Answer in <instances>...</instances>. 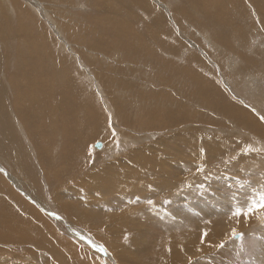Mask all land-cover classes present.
Here are the masks:
<instances>
[{
    "label": "rangeland",
    "instance_id": "obj_1",
    "mask_svg": "<svg viewBox=\"0 0 264 264\" xmlns=\"http://www.w3.org/2000/svg\"><path fill=\"white\" fill-rule=\"evenodd\" d=\"M147 1L161 12L138 7L132 0L127 2L133 10L130 15L115 11L117 8H112L111 12L102 5V0H44V9L21 0L20 11L13 4L11 13L3 10L5 15L0 14L7 17H0V20L12 27L7 26L11 41L0 43V46L3 44L0 50V106L1 103L6 106L5 110L0 107V179L6 188V191L0 189V205L10 204L17 218L34 217L46 222L52 230L50 237L43 229L47 236L40 235L41 239L29 241L31 245L0 244V255L10 263L171 264L175 260L174 264H263L259 257L261 247H257V243H264V222H259L260 226L256 224V227L247 222L246 230L238 228L219 242L208 224L213 226L216 222L246 215L250 205H260L264 200L260 187V184L264 186L260 174L264 173V165L257 169L261 176L259 180L241 179V173L250 172L257 162L244 161V157L264 158V139L261 138L264 134V24L248 0L241 1V8L248 7L255 31L243 37L232 34L233 21L239 19L235 14H226L229 25L225 23V26L228 25L229 30L225 31L219 21L215 22L217 25L208 26L213 22L210 19L190 17L191 13L202 9L195 0L192 3L197 8L189 7V0ZM127 4L116 5L119 10ZM158 4H163L166 9ZM205 13L200 10V15L206 16ZM185 14L189 17L180 18ZM115 15L120 24L122 21V26H113ZM157 15L166 18H163L166 27L161 19L153 21ZM13 20L17 25L12 23ZM12 24L17 29H13ZM18 29H23L25 34L19 35ZM145 29L157 36L151 33L154 38H146ZM115 32L119 35H114ZM27 33L33 37L38 34L35 44L27 42L35 41ZM135 36L141 43L136 42ZM212 44H216V51ZM24 47H31V50H24ZM171 48H180L181 54L174 56ZM17 53L23 54L21 57L29 53L31 60L29 55L22 60ZM11 54L20 59L10 58ZM190 56L194 57L191 62ZM42 64H45V70ZM187 67L192 68V75H188ZM204 79L215 86V91L224 97L223 102L212 96L202 83ZM16 101H23V104L17 105ZM229 105H232V112H229ZM237 109L247 111L255 123L242 122ZM25 110L29 114L24 113ZM163 112L166 113L164 116ZM169 114L171 116L167 117ZM10 121L12 125L8 126ZM169 125L174 127L167 128ZM98 127L101 129L96 135L92 130ZM43 133L45 142L40 149L47 145L53 154L43 164H47L45 171L34 152V146L44 141ZM52 135L53 141L49 139ZM207 138L227 147L210 158L206 149L197 148ZM98 142L102 143L100 150L94 148ZM167 146L182 149L170 155L161 153L164 163L171 166L172 171L157 168V173H151L140 169L135 161L122 157L128 152L147 154L152 149L170 152ZM208 147L212 148L210 144ZM194 159H200L201 163ZM233 164L237 166L233 170L225 168ZM212 168L214 172L207 173ZM126 169L143 170L149 173L147 177L165 176L178 190L181 203L174 202L176 197H149L146 190L140 192L137 188L136 191L135 187L129 199H120V193L114 196L113 187L120 188L128 183L124 175ZM223 175L240 182L236 187H244L245 196L236 187L232 188L231 182L222 180ZM150 184L140 185L148 190ZM250 194L252 203L242 207ZM55 197L75 206L80 215L64 214L57 207ZM195 205H213L215 214L207 218L194 208ZM183 208H187V212L183 213ZM234 232L240 234L235 239ZM191 246L193 249H188Z\"/></svg>",
    "mask_w": 264,
    "mask_h": 264
},
{
    "label": "bare ground",
    "instance_id": "obj_2",
    "mask_svg": "<svg viewBox=\"0 0 264 264\" xmlns=\"http://www.w3.org/2000/svg\"><path fill=\"white\" fill-rule=\"evenodd\" d=\"M26 1H28V2H30L32 5H34V6H36V7H40L41 9H44V7H43V1L44 0H41V1H39V0H26ZM106 0H102V5L103 6H106V8H109V9H111L110 11L112 12V8H117L115 11H118V12H125V13H127L128 15H130V14H132L133 13V10H131L130 8H129V5L127 4V2H129L130 3V1L131 0H122V1H120L119 3L118 2H116V1H114V0H110V1H108L109 3H106L105 2ZM132 1H134V3H135V5H137L138 7H142V8H146L147 10H152L153 11V9H154V11L155 12H157L158 14L161 12V10L158 8V10H157V7H154L153 6V8H152V6L150 5V3L147 1V0H132ZM154 1V0H153ZM161 1V0H160ZM176 1V0H175ZM187 1V0H186ZM197 3L199 2L200 3V6H201V8L202 9H199V10H197V11H195V12H193V13H191L190 14V17H192V18H194V17H197V18H201V19H205V18H208V19H210L211 21H213V22H210L209 24H208V26L209 25H214V23L215 22H218V23H221V27H223V29L226 31L227 29H228V21H227V18H228V14H235L236 16H238L237 18H239V19H237V20H234L233 21V25H235V27L233 28V30H232V34L235 36V37H243L245 34H250L251 32H254L255 31V29H254V24L252 23V21H251V18H250V11L248 10V7H247V5H246V7H247V9H245V8H241V7H243V6H241L242 5V3H241V1L242 0H199V1H197V0H195ZM100 2V1H99ZM98 2V3H99ZM188 2H190L191 4L189 5V7H196L197 8V6L196 5H194L192 2H194L193 0H189ZM195 2V3H196ZM243 2H245V1H243ZM1 3H2V9H1V11H0V14L2 15L3 14V16L5 15L4 14V12H3V10L4 11H7L8 10V12L10 11V13H11V10L13 9V8H10V6L12 7V5L14 4L15 6H16V8L19 10L20 9V4L22 3L21 2V0L19 1V0H1ZM161 3V2H160ZM181 3V2H180ZM179 3V4H180ZM246 3V2H245ZM251 7H252V9L255 11V13H256V15L260 18V22H263V24H264V0H248V2H247ZM58 4V3H57ZM100 4V3H99ZM119 5V6H123V5H125V4H127L126 6H124L123 8H121V9H119L118 10V7L119 6H117V5ZM158 5H160V4H158ZM163 5V4H162ZM162 5H160V8H162V9H166L164 6H162ZM193 5V6H192ZM33 6V7H34ZM35 7V8H36ZM97 7V6H96ZM39 9V8H38ZM40 9V10H41ZM105 9V8H104ZM127 10V11H124V10ZM15 10V9H14ZM21 10V9H20ZM19 10V11H20ZM138 10V9H137ZM200 10H202L204 13H205V15L206 16H202V15H200ZM18 11V12H19ZM104 12H107V11H105V10H103ZM254 11L252 12V15H253V13H254ZM21 12H23V11H21ZM100 12H102V11H100ZM104 12H103V14H104ZM12 13H14V12H12ZM16 13V12H15ZM14 13V14H15ZM109 13V12H108ZM143 14H145L144 12H142ZM23 14V13H22ZM21 14V15H22ZM106 14V13H105ZM104 14V15H105ZM118 14V13H117ZM156 14V13H155ZM175 14V13H174ZM226 14L228 15L227 17H226ZM13 15V14H12ZM21 15H19V17H21ZM103 15V16H104ZM111 15H112V13H111ZM148 15V14H147ZM152 15V14H151ZM179 15H181V14H179ZM199 15V16H198ZM234 15V16H235ZM14 16V15H13ZM42 16V15H41ZM102 16V17H103ZM116 16L117 15H115V17H112L114 20H116L115 21V25H113V26H115V27H120V25L122 24V21H121V24H120V22H119V19H117L116 18ZM232 17H233V15H231ZM1 17V19H3V18H6L7 19V17H2V16H0ZM15 17H16V15H15ZM111 17V16H110ZM129 17V16H128ZM131 17V16H130ZM168 17V16H167ZM189 16H188V14H185V15H182L180 18H183V19H185V18H188ZM255 17V16H254ZM17 18V17H16ZM104 18V17H103ZM135 18H136V15H135ZM138 18V17H137ZM149 18V17H148ZM153 18H155V19H153V21L154 22H158L159 21V19H161L162 21H163V24H164V26L166 27V24H165V21L164 20H166V18L164 17V16H161V15H157V16H154ZM163 18H164V20H163ZM230 18V17H229ZM234 18V17H233ZM10 19V18H9ZM15 19V18H14ZM20 19V18H19ZM31 19V18H30ZM110 19V18H109ZM129 19V18H128ZM127 19V20H128ZM17 20V19H16ZM29 20V19H28ZM32 20V19H31ZM30 20V21H31ZM38 20V19H37ZM2 23H0V43H2V42H8L9 41V39L11 38L10 37V31H9V29H8V27L10 26V28H12L11 27V25H7L3 20H0ZM11 21V20H10ZM130 21H133V20H131L130 19ZM18 22V21H17ZM126 21H124V23H125ZM129 22V21H128ZM232 22V21H231ZM230 22V23H231ZM9 23V22H8ZM11 23V22H10ZM12 23H16V22H14V20H13V22ZM19 23V22H18ZM24 23V22H23ZM104 23H106V22H104ZM104 23H102V25L104 24ZM113 23V22H112ZM132 23V22H131ZM131 23H130V25H131ZM217 23V24H218ZM225 23H227L228 25L227 26H225L226 24ZM251 23L253 24V26L251 25ZM30 24H31V22H30ZM127 24H129V23H127ZM216 24V23H215ZM216 24V25H217ZM16 25H17V23H16ZM16 25H14V24H12V26H16ZM32 25V24H31ZM107 25H108V22H107ZM133 25V24H132ZM220 25V24H219ZM231 25H232V23H231ZM260 25V24H259ZM8 26V27H7ZM109 26V25H108ZM113 26H111V27H113ZM122 26V25H121ZM264 26V25H263ZM32 27V26H31ZM38 27V26H37ZM103 27H106V26H104L103 25ZM147 27H148V25H147ZM231 27H233V26H231ZM110 28V27H109ZM126 28V27H125ZM129 28V27H128ZM218 28H220V26L218 27ZM226 28V29H225ZM13 29H17V27H15V28H13ZM32 29V28H31ZM43 29V28H42ZM104 29V28H103ZM108 29V28H107ZM123 30H124V28H122ZM127 29V28H126ZM130 29V28H129ZM55 30H56V28H55ZM54 30V31H55ZM105 30V29H104ZM111 30V32H114V31H112L113 29H110ZM116 30V29H115ZM121 30V29H120ZM146 30V34L145 35H147L146 36V38H151V39H153L154 37H152V36H150V34L152 33V34H154V35H156L154 32H148L147 31V29H145ZM229 30V29H228ZM132 30H130V32H131ZM107 32V31H106ZM108 32H109V30H108ZM107 32V33H108ZM123 32V31H122ZM129 32V31H128ZM228 32V31H227ZM231 32V31H230ZM17 33L19 34V35H24L25 34V31L23 30V29H18L17 30ZM121 33V32H120ZM134 33V32H133ZM133 33L131 32V34L133 35ZM238 33H239V35H238ZM16 34V33H15ZM28 34V36L29 37H32V39L31 40H35V39H38V34L36 35V37H33V35L31 34V33H27ZM119 35L117 32H115V34L114 35ZM137 34V33H136ZM135 34V35H136ZM170 34V33H169ZM242 36H241V35ZM17 35V34H16ZM123 35V34H122ZM13 36V35H12ZM15 36V35H14ZM121 36V35H120ZM119 36V37H120ZM126 36V34L124 35V37ZM138 36V35H137ZM157 36V35H156ZM169 35H167V37H168ZM61 37V36H60ZM123 37V36H122ZM123 37V38H124ZM163 37H164V35H163ZM163 37H161V38H163ZM166 37V38H167ZM4 38V40H2ZM42 37H40V39H41ZM45 38V37H44ZM115 38V37H114ZM157 38V37H156ZM26 39V38H25ZM28 40H29V38H27ZM43 39V38H42ZM61 39H62V37H61ZM117 39V38H116ZM134 39H137V43L139 42V43H141L140 41H138V40H140V39H138V38H136V36L134 37ZM142 39L143 38H141V41H142ZM159 39V38H158ZM15 40V39H14ZM52 40V39H51ZM102 40V39H101ZM100 40V41H101ZM147 40H149V39H147ZM11 41V40H10ZM9 41V42H10ZM24 41V40H23ZM62 41H63V39H62ZM163 41V40H162ZM19 42V41H18ZM17 42V43H18ZM28 43H34L35 44V42H37L36 40L34 41V42H30V40L29 41H27ZM65 42V41H64ZM102 42V41H101ZM110 42V41H109ZM116 42V41H115ZM150 43H151V40L149 41ZM152 42H154V41H152ZM157 42H158V40H157ZM165 42V41H164ZM17 43H15V44H17ZM26 43V41L23 43V45ZM49 43V42H48ZM57 43V42H56ZM66 43V42H65ZM145 43V42H144ZM8 44V43H7ZM34 44H32V45H34ZM58 44V43H57ZM110 44H112L111 42H110ZM9 45H11V44H9ZM28 46H29V44H27ZM31 45V46H32ZM41 45H42V43L40 44V48H41ZM49 46H50V44H48ZM113 45V44H112ZM120 45V44H119ZM140 45V44H139ZM179 45L180 46H182V44L181 43H179ZM214 45V50L216 51L218 48L216 47V44H212V46ZM1 46H3V44L1 45ZM0 46V50H2V48L3 47H1ZM20 46V45H19ZM56 46V45H55ZM18 47V46H17ZM21 47L22 46H20V50H23V49H21ZM37 47V46H36ZM43 47V46H42ZM46 47V46H45ZM44 47V48H45ZM154 47V46H153ZM208 47V46H207ZM15 48V47H14ZM23 48V47H22ZM28 48V47H27ZM27 48H25L24 47V50L25 49H27ZM11 49V48H10ZM28 49H30L31 50V47H29ZM27 49V50H28ZM32 49H33V47H32ZM46 49H48L47 47H46ZM113 49V48H112ZM183 49V48H182ZM18 50V49H17ZM34 50L35 49H33L32 50V52H34ZM37 50V49H36ZM57 50V49H56ZM171 52H172V54H174V56H175V54H181L179 51H181V49L180 48H178V49H175V48H171V49H169ZM29 51V50H28ZM38 51L40 52V51H42V52H44L42 49L41 50H39L38 49ZM49 51V50H48ZM1 52V51H0ZM12 52H14L13 51V46H12ZM16 52V51H15ZM22 53H23V51H21ZM25 53L24 54H26V51H24ZM173 52H178V53H173ZM45 53H47L46 51L44 52V54ZM50 53V52H49ZM49 53H48V55H49ZM3 54V53H2ZM13 54V53H12ZM12 54H11V56H10V58H12V57H14L15 59L17 58V57H15V56H12ZM15 54V53H14ZM18 54V56L20 55V53H17ZM28 55H29V58H30V54L29 53H27ZM38 54H40V53H38ZM56 54V53H55ZM170 54V53H169ZM16 55V54H15ZM21 55H23V54H21ZM21 55H20V57H21ZM28 55H24L23 57L25 58L26 56H28ZM36 55V54H35ZM34 55V56H35ZM42 55H43V53H42ZM3 56V55H2ZM31 56H33V55H31ZM36 56H38V55H36ZM44 56V55H43ZM46 56V55H45ZM44 56V57H45ZM53 56V55H52ZM170 56H171V54H170ZM218 56V55H217ZM1 57V56H0ZM23 57H21L22 58V60H23ZM47 57V56H46ZM3 58V57H2ZM5 58V57H4ZM34 58H36V57H34ZM34 58L32 59V61H33V64H35L34 63ZM38 58V57H37ZM36 58V59H37ZM51 58H53V57H51ZM18 59V58H17ZM16 59V60H17ZM20 59V58H19ZM18 59V60H19ZM44 59V58H43ZM54 59V58H53ZM112 59V58H111ZM115 59V58H114ZM189 59H190V62L191 61H193L194 60V57L193 56H190L189 57ZM215 59V58H214ZM263 59V58H262ZM22 60H20V61H22ZM29 60H31V58L29 59ZM41 60V59H40ZM78 60V59H77ZM216 60V59H215ZM229 60V59H228ZM1 62H2V59L0 60ZM10 61V60H9ZM32 61H30L31 63L30 64H32ZM58 61V60H57ZM72 61V60H71ZM4 62V61H3ZM18 62V61H17ZM16 62V63H17ZM121 62H123V61H121ZM221 62H223V61H221ZM14 63V62H13ZM16 63H15V65H16ZM23 64L24 62H20L19 64ZM44 63H46V62H44ZM124 63V62H123ZM230 63L233 65V63L230 61ZM48 64V63H47ZM57 64V63H56ZM128 64H130V62L128 63ZM132 64V63H131ZM228 64V63H227ZM10 65V64H9ZM18 65V64H17ZM24 65V64H23ZM43 66V68H44V70H45V67H44V65L45 64H42ZM50 65V64H49ZM55 65V64H54ZM126 65V64H125ZM229 66H230V64H228ZM13 66V65H12ZM21 66V65H20ZM28 66V65H27ZM27 66H25L26 68H28ZM30 66V65H29ZM37 66V65H36ZM41 66V65H40ZM51 66V65H50ZM228 66V67H229ZM234 66H236V64L234 65ZM23 67V69H24V66H22ZM21 67V68H22ZM34 67V66H33ZM32 68V67H31ZM40 68V67H39ZM1 69V68H0ZM33 69V68H32ZM39 70V69H38ZM52 70V69H51ZM37 71V70H36ZM186 71L188 72V75H192V68H190V67H187V69H186ZM223 71V70H222ZM41 72V71H40ZM62 72V71H61ZM108 72V71H107ZM43 73H44V71H43ZM42 74V73H41ZM175 74V73H174ZM232 74V73H231ZM26 76H27V74H26ZM42 76V75H41ZM65 76H66V73H65ZM25 77V76H24ZM26 79V78H25ZM22 80H24V79H22ZM38 80V79H37ZM90 80V79H89ZM251 80V79H250ZM255 79H253L252 81H254ZM2 81V80H1ZM21 81V80H20ZM34 81L36 82V80L34 79ZM70 81V80H69ZM261 81V80H260ZM16 82V81H15ZM14 82V84H16ZM73 82V81H72ZM247 82H249V81H247ZM4 83H6V82H4ZM20 83V82H19ZM18 83V84H19ZM39 83V82H38ZM42 83V81L40 82V84ZM202 83H203V85L210 91V93L212 94V96L214 97V98H216L218 101H220V103L221 102H223V101H221V100H224V97L221 95V94H219L218 92H216L215 91V86L210 82V81H208V80H202ZM225 83V82H224ZM232 83V82H231ZM246 83V82H245ZM244 83V84H245ZM7 84H9V83H7ZM23 84V83H22ZM64 84V83H63ZM67 83H65L64 85H66ZM70 85H71V83H69ZM243 84V83H242ZM262 84V83H261ZM20 85V84H19ZM68 85V84H67ZM66 85V86H67ZM70 85H68V86H70ZM250 85V84H249ZM257 85V84H256ZM21 86V85H20ZM241 86H243V85H241ZM245 86H246V84H245ZM247 86H248V84H247ZM254 86V85H253ZM261 86V85H260ZM39 87V86H38ZM42 87V86H41ZM73 87H74V85H73ZM37 87H35V89H36ZM231 88V87H230ZM246 88V87H245ZM253 88V87H252ZM68 89V88H67ZM256 89V87H254V90ZM38 90V89H37ZM45 90V89H44ZM74 90H75V88H74ZM77 90H79V89H77ZM234 90V89H233ZM243 91V90H242ZM250 91V90H249ZM253 91V90H252ZM68 92V91H67ZM16 93V92H15ZM70 93H71V91H70ZM77 94H78V91L76 92ZM254 93V92H253ZM20 94H23V93H20ZM45 94V93H44ZM57 94V93H56ZM55 94V95H56ZM73 94H75V93H73ZM76 94V95H77ZM83 94V93H82ZM82 94H80V95H82ZM236 94H238V93H236ZM251 94H252V92H251ZM250 94V95H251ZM24 95V94H23ZM79 95V96H80ZM253 95V94H252ZM251 95V96H252ZM59 96V95H58ZM58 96H57V98H58ZM63 96H64V94H63ZM83 96V95H82ZM12 97V96H11ZM16 97V96H15ZM26 97V96H25ZM253 97H255V95H253ZM257 97V96H256ZM27 98V97H26ZM35 98V97H34ZM59 98H60V96H59ZM81 98V97H80ZM83 98V97H82ZM81 98V99H82ZM12 99V98H11ZM17 100L18 99H20V98H16ZM15 99V100H16ZM36 99V98H35ZM61 99V98H60ZM258 99V98H257ZM260 99H261V96H260ZM57 100H59V99H57ZM77 100V99H76ZM61 101V100H60ZM257 101V100H256ZM5 102V101H4ZM17 102V101H16ZM16 102H13L14 104L16 103ZM23 102V101H22ZM21 101H19V103L21 104L22 103ZM107 102V101H106ZM162 102V101H161ZM18 102L16 103L17 105L19 104ZM81 103V102H80ZM15 104V105H16ZM19 104V105H20ZM23 104V103H22ZM90 104V103H89ZM161 104V103H160ZM6 105V104H5ZM28 105V104H27ZM37 105V104H36ZM36 105H35V107H36ZM84 105V104H83ZM187 105V104H186ZM22 106V105H21ZM0 107H2V108H4V110H5V108H6V106H2V103H1V106ZM25 107V106H24ZM26 107H28V106H26ZM12 108H13V106H12ZM15 108V107H14ZM29 108V107H28ZM27 108V110L29 111V109ZM33 108V107H32ZM16 109V108H15ZM14 109V112L16 111ZM41 109V108H40ZM3 110V109H2ZM17 110H19L18 108H17ZM36 110V109H35ZM92 110V109H91ZM22 111V110H21ZM233 111V108H232V105H229V112H232ZM236 111H238L239 113H238V118L239 119H241V121L243 120L244 121V123L246 122V124L247 125H253L254 123H255V121H254V119L252 118L253 116L252 115H250L247 111H245L244 109L243 110H239V109H237ZM20 112V110L18 111V113ZM34 111H32V113H33ZM37 112V111H36ZM39 112V111H38ZM157 112V111H156ZM17 113V112H16ZM17 113V114H18ZM21 113V112H20ZM19 113V116H21V114ZM22 113H23V111H22ZM24 113H26V110H25V112ZM35 113V112H34ZM149 113V112H148ZM151 113V112H150ZM160 113V112H159ZM158 113V114H159ZM26 114H29V113H26ZM153 114V113H152ZM157 114V115H158ZM163 114V116L166 114H164V112L162 113ZM162 114H159V115H161L162 116ZM35 115H37V114H35ZM94 115H95V113H94ZM155 115V114H154ZM153 115V116H154ZM156 115V116H157ZM17 116V115H16ZM24 116L26 117V115L24 114ZM155 116V117H156ZM171 115L169 114V116H167V117H170ZM23 117V116H22ZM150 117H152V116H150ZM154 117V118H155ZM158 117V116H157ZM17 119L19 120V118L17 117ZM23 119V118H22ZM30 119H31V117H30ZM155 119H157V118H155ZM100 119H98V121H99ZM170 120V119H169ZM15 121H16V119H15ZM22 121V120H21ZM151 121V120H150ZM242 121V122H243ZM18 123H19V121H17ZM100 122H101V120H100ZM239 123H241V122H239ZM258 124V123H257ZM257 124H256V126H257ZM8 126H11L12 124H11V121L7 124ZM21 125V124H20ZM5 126V125H4ZM170 127H167V128H173L174 126H171V125H169ZM101 127V126H100ZM250 127V126H249ZM254 127V126H253ZM104 128H105V126H104ZM11 129V128H10ZM100 129L101 128H96V129H94V130H92L96 135H97V133H99V131H100ZM259 130V129H258ZM261 130V129H260ZM7 131V130H6ZM25 132V131H24ZM251 132V131H250ZM258 132V131H257ZM260 132V131H259ZM261 133V132H260ZM28 134V133H27ZM179 135H181V134H179ZM212 135H215V134H212ZM240 135V134H239ZM255 135V134H254ZM261 135H262V133H261ZM212 137H214V136H212ZM260 137V136H259ZM42 138H43V140L44 141H39V146H34V148H35V150H34V152L36 151V156L38 157V162L41 164V166H42V168H43V171H45V166L47 165L46 163H45V165H43L44 164V162H45V160H47V159H50V158H52L53 157V154L51 153V150L49 151L48 150V146L46 145L45 146V148L44 149H40V146L45 142V136H44V133L42 134ZM53 138H54V135H52L49 139H51L52 141H53ZM261 138L262 139H264V134L261 136ZM9 139V138H8ZM7 139V140H8ZM10 140V142L12 141L11 139H9ZM184 140V139H183ZM43 142V143H42ZM128 142V141H127ZM216 141H211V139H208L207 138V140L206 141H204L201 145H199V147H197V148H200L201 150H203V149H206L207 151H208V153H209V155L211 156H209L210 158H212V157H214V155L215 156H217V154H218V152L219 153H222L221 151H224L225 150V147H227L225 144H223V143H221V142H218L219 144H216L215 143ZM185 144V143H184ZM187 144V143H186ZM185 144V145H186ZM208 144H210L211 146H212V148L211 147H208ZM34 145V144H33ZM172 145H175V143H172ZM168 147V146H167ZM74 148V147H73ZM169 148V147H168ZM174 148V149H173ZM226 149H228V148H226ZM77 149L75 148L74 149V152L76 151ZM170 152H168V151H166V150H162V151H159V150H154V149H152L151 151H150V153H147V154H142V153H133V152H128L127 154L125 153V154H123V156L122 157H126V158H129V159H131V160H133V161H135V163L140 167V169H145V171L146 170H149V171H152L151 173H157V171H158V169L157 168H160V169H166V170H168V171H172V168H171V166H169V167H167L166 166V164L164 163V161H163V159H162V157H161V153L162 152H165V153H167L168 155H170L171 153H175V151H180V150H182L181 148H177V147H175V146H171L169 149H168ZM227 151H229V150H227ZM226 151V152H227ZM199 155V154H198ZM225 155V154H224ZM227 155V154H226ZM242 155V154H241ZM121 156H118V158L119 157H121ZM206 156V155H205ZM208 156H207V159H208ZM247 156V155H246ZM254 156V155H253ZM197 157V156H196ZM201 157V156H200ZM80 159H83V156H81L80 157ZM205 159H206V157H205ZM206 159V160H207ZM195 160V159H194ZM211 160V159H210ZM209 160V161H210ZM243 160L244 161H250V160H255V161H257L256 162V164L254 165V167H252L251 168V171L250 172H247V170L246 171H244V173H241V179H249V181H251V179L250 178H256V179H260L261 178V176H262V178H261V182H262V180L264 179L263 177H264V173L262 174V173H260L261 174V176H258V173H257V169H259L260 167H262V165H264V158H262V159H258L257 157H244L243 158ZM200 161V159H198V160H195V162L196 163H201V162H199ZM205 161V160H204ZM208 161V162H209ZM83 163V161H81V166L83 165L82 164ZM243 166H244V164H243ZM235 167H237L235 164H233V165H229V166H227V167H225V168H227L228 170H233ZM262 168H264V167H262ZM59 170L61 171V167H59ZM223 170V169H222ZM260 170V169H259ZM263 171V170H262ZM214 172V168H212V169H209V170H207V173H213ZM226 172V171H225ZM150 173V174H151ZM84 174V173H83ZM144 174H146V175H144ZM149 175V173L148 172H143V170L142 171H138V170H131V169H126L125 170V172H124V175L127 177V180H128V183H126V184H124V185H122L120 188H116V187H113V195L115 196V195H117V193H120V194H122L121 195V197H120V199L121 198H125V199H129V198H131V196H130V194L131 193H134L135 192V190L138 188V191H142V190H146V192H147V194H148V196L149 197H156V198H158V197H160V198H166V197H176L175 198V200H174V202L177 200L178 202H180L181 203V199H180V197L178 196L179 195V192H178V190L175 188V186H173L172 185V183H168L167 182V179H166V177L165 176H156V177H154V176H150V177H147L148 175ZM259 174V175H260ZM8 175V174H7ZM229 175V174H228ZM73 177H77V176H74V175H72ZM231 176V175H230ZM77 178H79V176L77 177ZM11 179V178H10ZM221 179L222 180H224L226 183H227V181H229V182H231L232 184V188L233 187H236L237 185H239V184H241L240 182H238V181H235V180H232V179H230L229 177H225L224 175L223 176H221ZM222 180H221V183H222ZM246 181V180H245ZM16 182V181H15ZM144 182H150V183H152V184H150V186H152V187H150L149 186V189L147 190V189H145L143 186H141L140 184H143ZM136 183H138V184H136ZM145 184H147V183H145ZM223 184V183H222ZM255 185H257V184H255ZM146 186V185H145ZM262 186V189H263V192H264V186H263V184L261 185L260 184V187ZM133 187H135V190L132 192V190H133ZM141 187V188H140ZM247 187V186H246ZM253 187H254V183H253ZM253 187H252V189H253ZM226 188V187H225ZM237 188V187H236ZM257 188V187H256ZM259 188V187H258ZM0 189L1 190H5L6 191V188L4 187V182L2 181V179H0ZM237 189H239V188H237ZM259 189H261V188H259ZM261 189V190H262ZM226 190V189H225ZM242 193H243V195L245 196V191H246V189H244V187H242V188H240L239 189ZM256 190V189H255ZM84 191L85 192H89V189L88 188H84ZM137 191V190H136ZM253 191H254V189H253ZM11 192V191H10ZM131 192V193H130ZM232 192H233V190H232ZM236 192V191H235ZM250 192H252L251 190H250ZM257 192V191H256ZM255 192V193H256ZM124 194H127L126 196H124ZM253 194V193H252ZM11 195L13 196V192H11ZM137 195V194H136ZM214 195V194H213ZM240 195H241V193H240ZM124 196V197H123ZM133 196H135V195H133ZM226 196V195H225ZM247 196V195H246ZM251 196V194L250 195H248L244 200L245 201H243L241 198V200L243 201L242 202V207H247L248 206V202H250L249 201V198H251L250 197ZM256 196V195H255ZM209 197V196H208ZM214 198V197H213ZM243 198V197H242ZM261 198V197H260ZM264 198V197H263ZM253 199V198H252ZM55 200H56V203H57V207H59V209L64 213V214H66V215H80V213H79V211L77 210V208L75 207V206H73V205H71L68 201H66V200H64V199H60V200H58V198L57 197H55ZM236 200H238V199H236ZM261 200V199H260ZM0 201H1V199H0ZM255 201V200H254ZM174 202H173V207L175 206L174 205ZM198 202V201H197ZM200 202V201H199ZM202 202V201H201ZM231 202V201H230ZM240 202V201H239ZM260 202V201H259ZM177 203V202H176ZM216 203V202H215ZM235 203V202H234ZM233 202H231V205H235ZM238 203V202H237ZM250 203H252V202H250ZM257 203V202H256ZM258 204V203H257ZM26 206H27V204H25ZM177 206V205H176ZM179 206H180V204H179ZM213 205H195L194 206V208L196 209V210H198L201 214L203 213V214H206V217L207 218H211V216L213 215V214H215V211H213L214 210V208H215V206L214 207H212ZM219 206H221V205H219ZM258 206V205H257ZM257 206H253V205H250L249 206V209H253V211L251 212V214L249 213V211H248V213L246 214V215H242V214H240V217H235V218H232L230 221H227V222H224V221H219V222H216L215 223V225L213 224V226L211 225V223H209L208 224V227H209V230H210V232L212 233V235L218 240V242L221 240V239H225L226 237H227V235L228 234H230L231 232H233V231H236L238 228H240V229H242V230H246L247 228H246V224H247V222H250V224H251V227H253V226H255L256 224H259V222H260V224H261V222H264V208H259V207H257ZM237 207H239V206H237ZM29 209H30V211H31V213H34V211H33V209L32 208H30V207H28ZM248 209V210H249ZM187 208H183L182 209V212L184 213V212H187ZM174 211H176V212H178L177 210H174ZM234 211V210H233ZM226 212H228V211H226ZM235 212V211H234ZM238 212V211H237ZM236 213V212H235ZM221 214V213H220ZM17 213L16 212H14V210H13V208L10 206V204H2L1 203V205H0V244H2V245H6V246H8V245H17V244H23V245H31L30 243H29V241H34V240H39V239H41L42 237L40 236V235H46V233L43 231V229H45V231L46 232H48V234H49V236L51 237V233H52V230H51V227L45 222V224L43 223V222H41L39 219H36V218H34V217H31V218H28V219H26V220H23L22 218H17ZM234 217V216H233ZM237 218H239V219H237ZM36 221H37V223H36ZM260 224H259V226H260ZM197 226H198V228H200V224H197ZM263 226H264V224H263ZM250 227V228H251ZM256 227V226H255ZM258 227V226H257ZM254 229V228H253ZM240 231V230H239ZM256 231V230H255ZM258 232H260V231H258ZM262 233H263V231H261ZM47 236V235H46ZM249 239V238H248ZM45 240H47V237H45ZM250 240V239H249ZM8 244V245H7ZM187 244H189V242L187 243ZM37 246H41V245H37ZM257 247H261V251L259 252V254H260V256L259 257H261L260 259H261V261H262V263L264 264V243L262 242H259L258 241V243H257ZM257 247H256V249H255V251L257 250ZM188 249H193V246H191V247H189ZM179 251V250H178ZM177 260H182V259H177ZM174 262H175V260L174 261H172L171 262V264H174ZM0 264H13V263H10L6 258H4L3 256H1L0 255ZM185 264H189V262H185Z\"/></svg>",
    "mask_w": 264,
    "mask_h": 264
},
{
    "label": "snow or ice",
    "instance_id": "obj_3",
    "mask_svg": "<svg viewBox=\"0 0 264 264\" xmlns=\"http://www.w3.org/2000/svg\"><path fill=\"white\" fill-rule=\"evenodd\" d=\"M257 207L264 208V200H262L261 204L258 205ZM252 211H253V209H249V213L250 214H251ZM237 214H239V213H237ZM237 235H240V234L234 232L233 233V239H235ZM240 238H241V240H243V236L242 235L240 236ZM221 247H223V245H221Z\"/></svg>",
    "mask_w": 264,
    "mask_h": 264
},
{
    "label": "water",
    "instance_id": "obj_4",
    "mask_svg": "<svg viewBox=\"0 0 264 264\" xmlns=\"http://www.w3.org/2000/svg\"><path fill=\"white\" fill-rule=\"evenodd\" d=\"M94 148L100 150L102 148V143L98 142L94 145Z\"/></svg>",
    "mask_w": 264,
    "mask_h": 264
}]
</instances>
